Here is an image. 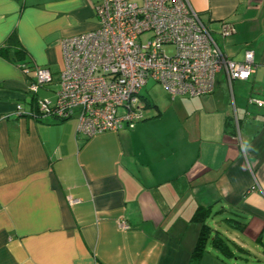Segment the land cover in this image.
Listing matches in <instances>:
<instances>
[{"label": "crops", "instance_id": "1", "mask_svg": "<svg viewBox=\"0 0 264 264\" xmlns=\"http://www.w3.org/2000/svg\"><path fill=\"white\" fill-rule=\"evenodd\" d=\"M99 2L0 0V264H191L196 212L231 249L208 243L198 264H264V107L247 104L264 101V0H188L227 58L252 51L248 81L174 100L153 83L134 129L86 138L30 113L55 100L61 42L96 28ZM24 63L51 74L35 95Z\"/></svg>", "mask_w": 264, "mask_h": 264}, {"label": "built area", "instance_id": "2", "mask_svg": "<svg viewBox=\"0 0 264 264\" xmlns=\"http://www.w3.org/2000/svg\"><path fill=\"white\" fill-rule=\"evenodd\" d=\"M94 15V30L61 42L55 100L36 99L37 113H30L32 117L58 122L76 118L78 133L86 138L132 130L145 119L141 91L148 82L161 86L172 100L195 98L214 91L218 74L224 75L231 90L233 82L248 81L255 71L252 51H245L242 62L221 52L188 0H142L141 5L100 0ZM232 31L223 25L224 36ZM143 35L148 36L145 42ZM19 68L31 79L33 95L52 80L45 68L27 64ZM247 104L264 107V101L252 97ZM15 109L22 114L20 106ZM233 121L239 140L235 115ZM68 203L75 205L78 200L68 198Z\"/></svg>", "mask_w": 264, "mask_h": 264}, {"label": "trees", "instance_id": "3", "mask_svg": "<svg viewBox=\"0 0 264 264\" xmlns=\"http://www.w3.org/2000/svg\"><path fill=\"white\" fill-rule=\"evenodd\" d=\"M14 37V35L12 34L9 38V40H12ZM24 64H28V63H24ZM144 99L142 98V101ZM146 102V100L144 101ZM226 130L234 131L235 127L234 125H230L229 123H226ZM233 134V133H232ZM202 213H198L196 212L195 216H194V220L197 222H200V231L198 234V238L196 240V244L194 247V250L191 253L190 256V261L191 264H198L200 261V258L202 256V254L206 251V247L207 244L209 243L214 249H217L220 251V253L224 256H230L231 252H230V247L228 246L226 240L220 238L219 236H210V227L206 224L205 222V218L201 215Z\"/></svg>", "mask_w": 264, "mask_h": 264}, {"label": "rangeland", "instance_id": "4", "mask_svg": "<svg viewBox=\"0 0 264 264\" xmlns=\"http://www.w3.org/2000/svg\"><path fill=\"white\" fill-rule=\"evenodd\" d=\"M147 38H148V36L147 35H143L142 37H141V40H142V42H145L146 40H147ZM167 53L168 54H171L172 53V49L171 48H168L167 50ZM55 77V80L57 81V78H58V81H59V74H57V75H55L54 76ZM217 78H218V76H217ZM220 79L218 78L217 79V81H219ZM153 85V83L152 82H148L147 83V85L142 89V91H141V95L142 96H146V91L149 89V87L150 86H152ZM52 86V91H57L58 90V85L56 86V89L54 90V88H55V86L54 85H51ZM123 112V110L122 109H119V113H122ZM145 118V117H144Z\"/></svg>", "mask_w": 264, "mask_h": 264}]
</instances>
